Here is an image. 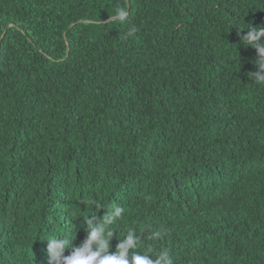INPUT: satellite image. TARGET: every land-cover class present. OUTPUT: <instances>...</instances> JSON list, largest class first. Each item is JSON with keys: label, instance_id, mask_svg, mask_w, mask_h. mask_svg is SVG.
Returning <instances> with one entry per match:
<instances>
[{"label": "trees", "instance_id": "1", "mask_svg": "<svg viewBox=\"0 0 264 264\" xmlns=\"http://www.w3.org/2000/svg\"><path fill=\"white\" fill-rule=\"evenodd\" d=\"M247 24L264 0H0V264H47L54 233L79 246L93 200L125 209L112 252L134 229L176 264H264Z\"/></svg>", "mask_w": 264, "mask_h": 264}, {"label": "clouds", "instance_id": "2", "mask_svg": "<svg viewBox=\"0 0 264 264\" xmlns=\"http://www.w3.org/2000/svg\"><path fill=\"white\" fill-rule=\"evenodd\" d=\"M241 43L245 48H253L258 54L254 61L258 71L252 74V79L256 84L264 85V25L253 26L247 24V28L242 31ZM135 33L134 27H129L127 36ZM92 205L91 214L84 218L83 227L86 237L79 246H75L73 241L76 239V230L69 238L63 234H51L47 239V264H176V258L167 249L153 252L151 248L141 252L138 250L140 238L134 229H129L123 239H118L116 251H111L110 242L114 235L118 233L115 225L124 217L125 209L114 206L111 211L100 218L97 212L105 210L96 201H89ZM68 232V231H67ZM69 233V232H68ZM163 233L160 230L151 231L147 235L148 241H158ZM66 250H70L65 255Z\"/></svg>", "mask_w": 264, "mask_h": 264}, {"label": "water", "instance_id": "3", "mask_svg": "<svg viewBox=\"0 0 264 264\" xmlns=\"http://www.w3.org/2000/svg\"><path fill=\"white\" fill-rule=\"evenodd\" d=\"M128 14H129V13H127L126 15H124L123 17H120V18H124V17L128 16ZM115 20H117V18H112V19L106 21L105 24H109V23H111V22H113V21H115ZM4 37H5V35L3 36V38H4ZM69 53H70V48H69Z\"/></svg>", "mask_w": 264, "mask_h": 264}]
</instances>
